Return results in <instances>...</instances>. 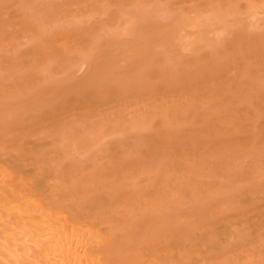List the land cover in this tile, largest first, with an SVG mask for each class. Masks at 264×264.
<instances>
[{
  "label": "bare ground",
  "instance_id": "obj_1",
  "mask_svg": "<svg viewBox=\"0 0 264 264\" xmlns=\"http://www.w3.org/2000/svg\"><path fill=\"white\" fill-rule=\"evenodd\" d=\"M0 1V17L18 10L20 0ZM56 1L47 15L71 18L56 31L61 45L36 40L23 17L20 38L29 45L10 56L2 50L13 40L0 43V264H264V217L249 209V189L264 179L253 163L264 153V97L231 90L249 75L229 74L264 49L263 33L228 68H201L236 28L264 27L256 16L264 0H244L243 12L232 6L155 20L134 12L122 23L101 11L104 23L87 29L77 17L90 18L89 2L70 9L75 1ZM178 70L184 76L173 85ZM197 86L192 102H176ZM233 97L244 103L238 110L219 109ZM72 98L81 121L68 115ZM150 100L160 108L148 111L153 126L141 125L144 116L126 110ZM237 131L249 142L239 149L250 163L246 177L231 178L227 166L205 174L198 160L208 157L186 158L199 135L214 143L210 158L233 160L227 138ZM232 208L244 209L237 223Z\"/></svg>",
  "mask_w": 264,
  "mask_h": 264
},
{
  "label": "rangeland",
  "instance_id": "obj_2",
  "mask_svg": "<svg viewBox=\"0 0 264 264\" xmlns=\"http://www.w3.org/2000/svg\"><path fill=\"white\" fill-rule=\"evenodd\" d=\"M66 2L67 4L72 5L69 7L76 8L77 6H80L84 3L89 2L93 8L90 11V18H88L86 15L84 16H78L77 18L79 21H82L79 23V26L82 29H87L88 26L90 28L96 27L99 24H102L104 17L97 16L99 12L105 11V14H107V18L109 16H115V20L117 19L118 23H122L124 18L130 13L139 12V13H150V16L146 18L145 20H155V19H161L164 17V15L169 14L170 16H176L178 14H181V12L186 13L188 15H194L197 12H204V11H218L220 13L225 12L228 8L234 7V9L238 12H243L245 10V2L247 0H240L237 1L239 3H235L234 0H61ZM181 1V2H180ZM249 1V0H248ZM57 2L56 0H20L16 5L17 11L15 9H10L8 12L10 14L1 15L0 17V31L2 29L1 23H6V25L3 28V32H0V43L2 40H5L6 38H11L13 40L11 50L9 52H6L4 49L2 52L7 53L10 56L15 55L16 46L19 48H23L29 44H23L26 43L23 38H20V24L18 22V18L23 17L25 27L34 31L35 37H39L38 41H44L45 44L53 47L61 45V41L59 40V32H56L57 30H65L67 29L68 25H70L71 18L63 17L59 22H55L53 20V17L48 16V9L47 6L54 4ZM197 2V5H196ZM2 2L0 1V6ZM196 5V7H191L192 5ZM77 5V6H76ZM12 6V5H7ZM68 10V9H66ZM65 10V12H67ZM86 14V13H85ZM257 18L259 19V23L264 17L263 13L257 14ZM56 18H62L59 16H56ZM166 18V17H164ZM226 20L231 19L230 17H224ZM167 19V18H166ZM107 21V20H106ZM105 21V22H106ZM17 23V24H14ZM38 32L42 35L40 37L38 35ZM259 33H263L261 36L264 37V27L258 28V29H248L243 30L241 28H236L233 30V40L230 42H227L223 48L219 50L212 51L207 55L208 59L204 64H202L201 68L211 66L209 69L215 68H228L225 66L233 65L236 63L240 57L238 52L241 50L242 47L245 46V44L248 42L249 39H255L257 36H260ZM47 40H45V39ZM56 38V39H55ZM261 38V37H260ZM259 38V39H260ZM257 39L254 44L256 45L259 41ZM264 43V41H263ZM6 44L3 45L5 47ZM244 65H240L239 67H231L229 69L230 76L240 77L243 72H245L244 75H249V78L244 80V82H241L240 84H236L235 82L231 84V88L234 87H240L244 92L247 90H252L251 93H249V96L254 97L257 99H262L264 97V49H261L257 52L255 57L251 59H248L246 62L243 63ZM216 65V66H215ZM189 71V74L193 76L195 74L196 68L193 66H190L187 68ZM199 74V72H198ZM198 74L195 76L197 77ZM184 76V74L181 72V70H178L175 72L174 80H171V84L176 85L174 82L177 81V79H181ZM219 86L214 87V90L217 91ZM231 90H235L231 89ZM215 91H209V92H215ZM184 93L183 98L179 99V101L176 102H192V98L196 95H200L202 92L200 88L194 87L191 90L182 91ZM231 100L224 101L223 104H221L219 109H232V110H238V106L244 104L243 101L237 97L230 98ZM251 100V99H250ZM69 113L68 115L70 118L76 121L83 120V116L81 114L80 106L78 105V102L75 99L69 100ZM145 104L147 106L141 107V109H137L135 106H130L126 111L132 110L133 113H136L135 115L144 116L148 119L147 120L142 117L141 125H144L145 122L147 125L153 126V122L151 123L150 114L148 113L149 110H152L154 112H158V110L155 107H159V103L155 101H146ZM161 110V109H160ZM184 110V109H182ZM95 114V113H94ZM93 112H90V115H94ZM205 116V115H203ZM102 117V115H101ZM114 119V116L112 117ZM111 119V118H110ZM171 121L174 122L175 119L171 118ZM59 124V122H57ZM57 124V125H58ZM237 126V125H235ZM241 127V126H239ZM198 130H201V127H197ZM166 134V132H165ZM203 134V132H202ZM201 134V136H202ZM204 137H208L203 135ZM228 141H231L233 143L232 146L234 149H237L235 155V158L229 162H224L220 160H213L207 155V152H210L213 144L212 142L206 143V141H203L202 138L198 135L197 140L198 143L195 146L194 151H188L186 152V158H196L200 156H206L209 158V161L206 158H201L198 160L199 168L201 171L206 172L210 169L211 166H227L230 169V177L233 178L235 172L237 171H243L244 177H246V174L250 169V163L243 162L239 156L240 152L239 149L245 150L249 148V145L246 141V134L243 131H237L233 134H230V136L227 138ZM221 142H225L224 138L219 139ZM227 141V143H228ZM217 146V145H216ZM255 146V145H254ZM253 146V147H254ZM256 147V146H255ZM207 151V152H206ZM201 153H204V155H201ZM165 156L169 159L173 158V152L171 150L165 151ZM183 157V159H186ZM255 165L259 168L264 169V153L262 156L257 157L256 160L253 162ZM210 179H204V182H212L219 179V174L214 176H207ZM227 181H230V179H227ZM202 182V183H204ZM246 181L243 182V185ZM249 194H252L254 201L251 205H249V209L252 211L253 214L260 213L264 217V179H262L258 185L255 188L249 189ZM244 209L237 208V209H230L229 211L231 214L235 213V221L236 223L240 220L237 218L239 216L238 213H241ZM254 220V219H253Z\"/></svg>",
  "mask_w": 264,
  "mask_h": 264
}]
</instances>
